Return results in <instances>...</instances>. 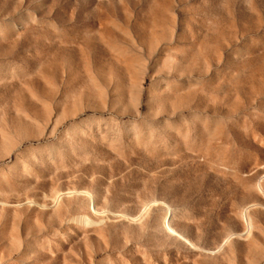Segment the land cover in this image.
Wrapping results in <instances>:
<instances>
[{
    "label": "rangeland",
    "instance_id": "374dc122",
    "mask_svg": "<svg viewBox=\"0 0 264 264\" xmlns=\"http://www.w3.org/2000/svg\"><path fill=\"white\" fill-rule=\"evenodd\" d=\"M0 264H264V0H0Z\"/></svg>",
    "mask_w": 264,
    "mask_h": 264
},
{
    "label": "bare ground",
    "instance_id": "6f19581e",
    "mask_svg": "<svg viewBox=\"0 0 264 264\" xmlns=\"http://www.w3.org/2000/svg\"><path fill=\"white\" fill-rule=\"evenodd\" d=\"M80 191V190H79ZM73 191L65 192L66 195L72 194ZM82 193L86 194L87 192L81 191ZM92 196V195H91ZM168 224V223H167ZM171 227V226H170ZM172 229V228H171ZM175 231V230H174ZM186 241V240H185ZM208 250V249H207Z\"/></svg>",
    "mask_w": 264,
    "mask_h": 264
}]
</instances>
